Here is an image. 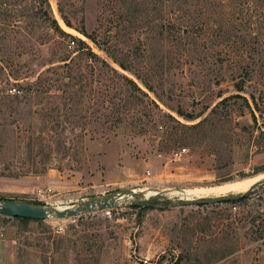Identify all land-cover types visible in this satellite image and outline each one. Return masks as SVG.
I'll use <instances>...</instances> for the list:
<instances>
[{"label":"rangeland","instance_id":"1","mask_svg":"<svg viewBox=\"0 0 264 264\" xmlns=\"http://www.w3.org/2000/svg\"><path fill=\"white\" fill-rule=\"evenodd\" d=\"M262 177L264 0H0V199L165 192L0 214V264H264V186L165 206Z\"/></svg>","mask_w":264,"mask_h":264},{"label":"water","instance_id":"2","mask_svg":"<svg viewBox=\"0 0 264 264\" xmlns=\"http://www.w3.org/2000/svg\"><path fill=\"white\" fill-rule=\"evenodd\" d=\"M264 186V177L254 181L245 191L231 195H217L205 198L178 199L176 201H167L165 206H183L188 204H207L214 202L232 201L250 194L253 190ZM156 191L151 197H145L144 192L134 189H119L100 196H93L82 199L70 206H53L46 204H32L26 201H16L13 199H0V214L10 217L30 218L35 220H43L48 217L63 218L71 216H79L80 214L98 211L106 208L116 207L121 202L129 200L134 201L139 206L164 207L156 203L159 201Z\"/></svg>","mask_w":264,"mask_h":264},{"label":"built area","instance_id":"3","mask_svg":"<svg viewBox=\"0 0 264 264\" xmlns=\"http://www.w3.org/2000/svg\"><path fill=\"white\" fill-rule=\"evenodd\" d=\"M71 44H74V41L71 40ZM10 93H16L18 92V90H16L15 88L9 89ZM183 151H185V148H181L178 151L175 152V155H180ZM35 196L37 197L38 200H42L45 201L46 198H48L52 192L51 188H46V187H37L35 189ZM45 203H47L45 201Z\"/></svg>","mask_w":264,"mask_h":264},{"label":"trees","instance_id":"4","mask_svg":"<svg viewBox=\"0 0 264 264\" xmlns=\"http://www.w3.org/2000/svg\"><path fill=\"white\" fill-rule=\"evenodd\" d=\"M64 22H65V24H66L67 26H70V24L68 23V21H65V20H64ZM135 87H136V85H135ZM225 99H226V98H223L219 103L224 102ZM213 109H214V108H213ZM213 109H212V110H213ZM186 116H188L189 119H193V118H194V117L191 116V115H186ZM241 199H242V198L240 197V198L234 200V202L239 201V200H241ZM133 205H134V206H138L137 203H134ZM13 218L19 219V220H21V221H23V222H28V221H30V220H35V219L21 218V217H13ZM37 221H39V220H37ZM179 262H180V258L178 257L175 261H171L170 264H179Z\"/></svg>","mask_w":264,"mask_h":264},{"label":"bare ground","instance_id":"5","mask_svg":"<svg viewBox=\"0 0 264 264\" xmlns=\"http://www.w3.org/2000/svg\"><path fill=\"white\" fill-rule=\"evenodd\" d=\"M259 179H260V178H259ZM255 181H256V180H255ZM249 182H250L249 180H245V181H244L245 185H247ZM253 182H254V181H253ZM253 182H252V183H253ZM252 183H250V185H251ZM227 184H228V183H227ZM250 185H249V186H250ZM224 186H225V185H224ZM227 186H228V187H233V186H229V185H227ZM249 186H248V187H249ZM248 187H247V188H248ZM247 188H246V189H247ZM246 189H245V190H246ZM245 190H244V191H245ZM242 192H243V191H242ZM217 195H226V194H216V195H212V196H217Z\"/></svg>","mask_w":264,"mask_h":264}]
</instances>
